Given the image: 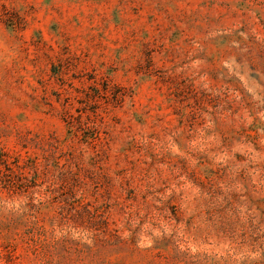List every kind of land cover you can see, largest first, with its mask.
Here are the masks:
<instances>
[{
    "label": "rangeland",
    "instance_id": "374dc122",
    "mask_svg": "<svg viewBox=\"0 0 264 264\" xmlns=\"http://www.w3.org/2000/svg\"><path fill=\"white\" fill-rule=\"evenodd\" d=\"M0 264H264V0H0Z\"/></svg>",
    "mask_w": 264,
    "mask_h": 264
}]
</instances>
